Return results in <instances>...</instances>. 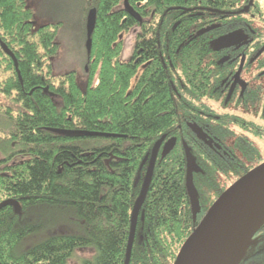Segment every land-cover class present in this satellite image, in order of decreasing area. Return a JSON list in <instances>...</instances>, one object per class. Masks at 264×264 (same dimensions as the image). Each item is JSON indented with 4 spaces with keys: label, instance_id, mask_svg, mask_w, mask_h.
Wrapping results in <instances>:
<instances>
[{
    "label": "trees",
    "instance_id": "1",
    "mask_svg": "<svg viewBox=\"0 0 264 264\" xmlns=\"http://www.w3.org/2000/svg\"><path fill=\"white\" fill-rule=\"evenodd\" d=\"M124 2L75 0L83 18V65L89 68V73L83 69L88 80L83 88L76 72L54 71L60 24L36 26L29 0H0V41L18 63L17 70L0 43V92L10 101L0 104V204L14 201L23 211L45 204L72 205L85 226L83 236H55L20 254L18 246L38 227L20 226L15 206H6L0 210L1 264H67L77 249L89 247L97 255L85 264H125L132 212L153 148L163 136L177 141L171 150L162 146L159 151L130 264H174L211 206L264 162L256 146V141H264L260 102L249 101L243 118L206 119L211 129L206 144L180 129L195 122L203 126L200 122L205 120L193 114L212 112L213 104L196 103L198 110L192 108V113L182 104V112L190 113L183 117L176 110L165 114L172 105L162 81L140 86V92L153 96L149 100L133 99L134 69L120 58L125 49L121 36L131 32L136 22L125 12ZM137 2L159 9L160 14L179 4V0H128L133 6ZM92 9L97 11V24L88 55L86 22ZM147 27L143 22L141 30ZM211 136L225 147L217 146ZM184 144L194 161L199 205L195 215L187 189ZM254 241L240 264H264V226Z\"/></svg>",
    "mask_w": 264,
    "mask_h": 264
},
{
    "label": "flooded vegetation",
    "instance_id": "2",
    "mask_svg": "<svg viewBox=\"0 0 264 264\" xmlns=\"http://www.w3.org/2000/svg\"><path fill=\"white\" fill-rule=\"evenodd\" d=\"M222 1L225 9L219 6V0H179V4L167 6L163 14L141 2L135 6L128 3L140 19L127 11L124 2L125 12L136 22L130 50L126 51L125 46L120 58L134 69L133 99L149 100L153 96L140 92V86L162 81L172 105L165 114L176 110L183 117L192 113V108L198 110L196 103L213 104L212 112L198 110L197 115L193 114L205 120L200 122L203 126L196 122L189 128L178 125L180 132L193 133L206 144L211 130L208 118H243L244 107L254 101L261 103L258 116L264 119V1ZM143 22L148 25L146 30H141ZM223 38L233 39L234 43L223 46ZM84 68L89 73L88 64ZM182 104L190 113L182 112ZM210 138L217 146L225 147ZM176 141L165 139L164 149L170 142L174 147Z\"/></svg>",
    "mask_w": 264,
    "mask_h": 264
},
{
    "label": "water",
    "instance_id": "3",
    "mask_svg": "<svg viewBox=\"0 0 264 264\" xmlns=\"http://www.w3.org/2000/svg\"><path fill=\"white\" fill-rule=\"evenodd\" d=\"M125 8L133 17L140 19L128 4V0H125ZM96 24L97 11L92 9L86 22V49L88 55L92 51V37ZM220 42L223 46H231L234 43L233 39L226 38L221 39ZM0 43L3 51L14 60L18 70V63L14 54L4 43L1 41ZM18 74L21 78L19 71ZM55 132L81 134L75 131L55 130ZM165 139L166 136H163L153 148L144 183L132 212L131 234L125 264H130L140 210L146 200L157 157ZM172 148L173 142H170L166 145L165 151ZM185 152L187 158V189L192 211L195 215L199 205L194 193L192 174L194 161L186 144ZM9 205L15 206L17 211L21 210V207L14 201L3 202L0 204V210ZM263 226L264 162L235 182L211 206L197 228L187 239L174 264H240L247 247Z\"/></svg>",
    "mask_w": 264,
    "mask_h": 264
},
{
    "label": "rangeland",
    "instance_id": "4",
    "mask_svg": "<svg viewBox=\"0 0 264 264\" xmlns=\"http://www.w3.org/2000/svg\"><path fill=\"white\" fill-rule=\"evenodd\" d=\"M263 1L260 0L262 4ZM29 3L34 11L36 26L60 24L57 38V42L60 44V50L59 56L54 63L55 73L74 71L77 73L80 86L85 88L88 80L83 73L86 54L85 52L83 53V18L81 15H78L81 9H75V0H29ZM131 35L132 32H129L122 36L124 43L126 40V51L130 50ZM9 102L0 92V104L9 105ZM256 146L259 148L260 156L264 159V141H256ZM17 212L20 217V226L33 225L38 227L36 231L29 234L20 246H18L17 252L20 254L26 253L35 246L55 236L85 235L84 222L78 216L72 205L50 206L45 204L27 208L26 211L20 210ZM255 242L252 241L249 244L243 258H247ZM262 247L264 248V243ZM258 253L260 252L257 251L256 254ZM96 255L97 250L93 247L85 249L79 248L67 264H85L86 261L93 260Z\"/></svg>",
    "mask_w": 264,
    "mask_h": 264
}]
</instances>
